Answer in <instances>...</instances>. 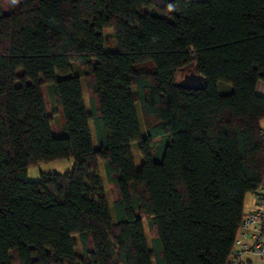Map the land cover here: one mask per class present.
Here are the masks:
<instances>
[{
    "label": "trees",
    "instance_id": "1",
    "mask_svg": "<svg viewBox=\"0 0 264 264\" xmlns=\"http://www.w3.org/2000/svg\"><path fill=\"white\" fill-rule=\"evenodd\" d=\"M10 5L0 264H227L264 183V0H105L103 16L98 0ZM186 67L202 88L176 84ZM67 157L71 170L27 177Z\"/></svg>",
    "mask_w": 264,
    "mask_h": 264
},
{
    "label": "built area",
    "instance_id": "2",
    "mask_svg": "<svg viewBox=\"0 0 264 264\" xmlns=\"http://www.w3.org/2000/svg\"><path fill=\"white\" fill-rule=\"evenodd\" d=\"M250 254L264 256V183L258 188L257 206L241 220L227 264H246Z\"/></svg>",
    "mask_w": 264,
    "mask_h": 264
},
{
    "label": "rangeland",
    "instance_id": "3",
    "mask_svg": "<svg viewBox=\"0 0 264 264\" xmlns=\"http://www.w3.org/2000/svg\"><path fill=\"white\" fill-rule=\"evenodd\" d=\"M1 1L3 3V8L4 9L8 10V9L11 8L10 0H1ZM98 4H99V7L102 10V16H103L104 13H105V10H106L105 0H98ZM190 71H194V70L191 69V68L186 67L182 71H178V73L176 74V80L178 81L179 79H181L183 77V75L185 73H188ZM83 89H84V98H85V101H86V105H88V103H89V93L88 92L89 91H88V89H87V87L85 85V79H83ZM43 94H44L45 103H46L48 112L51 114L50 100L48 98L47 91H46L44 86H43ZM56 119L53 120L52 124H51L52 129H53L54 132H56V130L59 128V121H58V119L57 120ZM90 127H91V132H92V138H93L94 146H98L97 136H96V133H95V130H94V127H93L92 123L90 124ZM134 144L135 143L132 144L133 154L135 156V164L138 167L141 164V158L139 157L138 152H137V148H136V146ZM73 165H74V158L73 157L60 158V159H55V160H51V161L42 162V163L37 164V165L29 166L28 167V171H27V177L29 179H31V180H36V179L39 178V173L40 172L65 173V172L71 170L73 168ZM101 175H102L103 178H105V176H106L103 165H101ZM105 189H106L107 197L109 198V200H111L113 198V193L111 192L110 186L108 184H105ZM145 224H146V221L144 220V225ZM145 226H146V233H147L146 235L148 236L147 237L148 238V242L151 243L152 242L151 233H150V231H149V229L147 227V224ZM76 235L77 234H75L74 237Z\"/></svg>",
    "mask_w": 264,
    "mask_h": 264
},
{
    "label": "crops",
    "instance_id": "4",
    "mask_svg": "<svg viewBox=\"0 0 264 264\" xmlns=\"http://www.w3.org/2000/svg\"><path fill=\"white\" fill-rule=\"evenodd\" d=\"M3 7V3H2ZM4 11H8L3 8ZM257 90L264 94V81L259 80L257 82ZM261 127L264 130V118L261 119L260 121ZM257 194L258 190L256 191H250L246 193L245 198H244V211L245 213L253 210L257 206ZM248 262L250 264H264V256H259V255H248L247 256Z\"/></svg>",
    "mask_w": 264,
    "mask_h": 264
},
{
    "label": "water",
    "instance_id": "5",
    "mask_svg": "<svg viewBox=\"0 0 264 264\" xmlns=\"http://www.w3.org/2000/svg\"><path fill=\"white\" fill-rule=\"evenodd\" d=\"M205 82V77L195 71H190L185 73L181 79H179L176 84L185 88H202Z\"/></svg>",
    "mask_w": 264,
    "mask_h": 264
}]
</instances>
